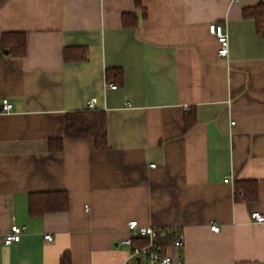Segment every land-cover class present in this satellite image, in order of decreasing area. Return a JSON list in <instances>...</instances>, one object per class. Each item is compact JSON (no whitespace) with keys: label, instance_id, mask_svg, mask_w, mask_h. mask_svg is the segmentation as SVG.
<instances>
[{"label":"crops","instance_id":"crops-1","mask_svg":"<svg viewBox=\"0 0 264 264\" xmlns=\"http://www.w3.org/2000/svg\"><path fill=\"white\" fill-rule=\"evenodd\" d=\"M141 2L145 16L134 0H0V264H61L65 253L124 264L132 220L181 229L184 246L169 252L184 264H264V222L251 218L264 217V29L242 15L261 0ZM126 13L136 27H123ZM9 33L25 34L24 55L5 49ZM79 48L86 60H64ZM92 100L106 149L66 135L67 115ZM241 182L257 198L237 194ZM58 191L68 210L30 213L31 194ZM15 225L24 232L7 245Z\"/></svg>","mask_w":264,"mask_h":264},{"label":"trees","instance_id":"trees-1","mask_svg":"<svg viewBox=\"0 0 264 264\" xmlns=\"http://www.w3.org/2000/svg\"><path fill=\"white\" fill-rule=\"evenodd\" d=\"M134 4L138 9H142L144 16L146 15V9L143 7L141 0H134ZM242 15L245 18L254 20L256 28L259 31L264 29V0L256 7L244 8ZM123 27H136L138 24V18L133 13H126L122 16ZM3 46L12 52L14 55L22 56L25 54L27 46V37L22 33H9L3 36ZM72 49H65L64 60L69 62L71 60L84 61L87 58V50L85 48L75 49L80 51L79 56L71 55ZM73 51V50H72ZM115 81L122 84L124 81L123 72L120 69H113L107 72L113 74ZM192 116V117H191ZM186 122V129L192 127L196 123V119L193 116V112L190 113ZM66 135L68 138H92L95 143V147L98 150L108 148L107 137V122L106 114L103 111L85 110L71 112L66 118ZM62 148V139L51 140L49 142V149L57 151ZM237 194H244L249 199L257 198L258 192L256 186L251 182H241L236 186ZM29 210L32 215L42 216L47 213H59V211H66L69 208L70 197L65 191L58 192H44L33 193L29 196ZM134 244L144 245L145 240H134ZM61 264H71V256L67 253L63 254Z\"/></svg>","mask_w":264,"mask_h":264},{"label":"built area","instance_id":"built-area-1","mask_svg":"<svg viewBox=\"0 0 264 264\" xmlns=\"http://www.w3.org/2000/svg\"><path fill=\"white\" fill-rule=\"evenodd\" d=\"M208 31L216 36L218 45H220L218 55L222 58H228L230 53L229 37L224 26L221 24L210 25ZM107 88L110 90L117 89V85L108 84ZM96 102L89 101L87 108L95 110ZM12 105L8 100H3L2 111L10 112ZM234 124V122H232ZM229 179L225 180L229 183ZM251 218L259 223L264 222V217L260 214H252ZM128 232L131 237L124 240L122 243L128 247L129 256L124 264H184L180 259L176 260L169 252L170 249H180L185 244V237L181 229L162 228L157 229L154 227H143L136 220L128 223ZM213 232H219L220 228L217 225L211 227ZM24 230L21 227L14 226L11 231L4 237V243L13 245L20 241ZM47 240H52L51 235H46ZM145 240L146 244H134V240Z\"/></svg>","mask_w":264,"mask_h":264}]
</instances>
